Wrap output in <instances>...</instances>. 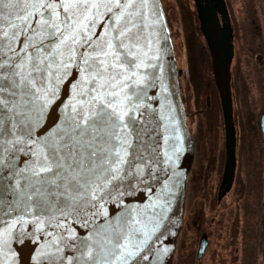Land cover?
I'll use <instances>...</instances> for the list:
<instances>
[{
  "label": "snow or ice",
  "instance_id": "obj_1",
  "mask_svg": "<svg viewBox=\"0 0 264 264\" xmlns=\"http://www.w3.org/2000/svg\"><path fill=\"white\" fill-rule=\"evenodd\" d=\"M147 6L0 0V247L13 234L21 242L41 233L60 241L41 250L45 264H65L64 248L77 264H151L159 253L155 212L140 217L125 207L122 222L83 241L67 223L107 220L105 204L168 188L174 161L161 158L159 141L149 143L158 57L145 32Z\"/></svg>",
  "mask_w": 264,
  "mask_h": 264
},
{
  "label": "water",
  "instance_id": "obj_2",
  "mask_svg": "<svg viewBox=\"0 0 264 264\" xmlns=\"http://www.w3.org/2000/svg\"><path fill=\"white\" fill-rule=\"evenodd\" d=\"M215 1L218 12L211 0H195L202 29L213 54L226 126V166L222 182V189H224L227 186L232 169L233 122L225 65V50L218 19V13L222 14L221 5L220 0ZM144 14L146 17L145 22L149 25L145 32L151 35L153 52L158 57V59L152 61V76L149 78L151 84L148 95L152 98L149 101L148 118L151 132L149 143L155 144L159 141L161 158L165 159L166 156H170L171 160L174 161V165L169 167V176L164 178L168 188L163 192L160 188H157L156 191H138L134 196L124 197L119 205L105 204L107 220L101 216H90L91 223H84L79 219L75 223L71 221L67 223L76 238L83 241L85 237L92 236L97 231L102 233L110 229L111 223L109 222L116 223L118 220L122 222L121 213L125 207L137 209L140 217L146 214L154 215L155 212L158 215H154V219L159 221V227L156 228V235L153 239L160 238V242L158 245L159 253L153 252L151 264H167L179 225L184 184L193 161L194 141L186 125V114L178 81L181 72L177 67L161 0H148V6L145 8ZM68 95L66 91H62L61 99L66 101ZM51 122L50 114L49 123ZM261 131L264 136V115L261 118ZM165 167H168L167 160ZM161 196L167 197L170 203H168V200L161 199ZM157 202L164 206V210L159 207L153 209V205ZM61 223L65 222L62 220ZM150 227H155V224L150 225ZM27 228L31 230V225ZM45 228H47V224ZM49 231L55 233L56 229H49ZM0 232H3V227H0ZM4 238L6 237H0V239ZM53 242L59 243V238L54 235L42 238L41 233H37L35 240L25 239L21 242H15L13 234L8 245L0 247V264H45V257L40 255L41 250L50 248ZM205 242L203 238L200 250L204 248ZM61 246L63 247V245ZM9 248L12 251H8ZM62 254L68 257L65 264H77L73 254L69 253L67 248H64ZM144 264H150V262L145 261ZM261 264H264V237Z\"/></svg>",
  "mask_w": 264,
  "mask_h": 264
},
{
  "label": "flooded vegetation",
  "instance_id": "obj_3",
  "mask_svg": "<svg viewBox=\"0 0 264 264\" xmlns=\"http://www.w3.org/2000/svg\"><path fill=\"white\" fill-rule=\"evenodd\" d=\"M211 1L218 12L216 1ZM220 5L222 14L218 13V19L225 50L233 122L231 174L226 188L222 189L227 146L225 124L221 115L223 128L221 146L207 144L201 160L194 135L193 164L189 172L180 224L174 237L168 264H241L242 262L239 244L223 241L226 230L220 222H217V212L226 198L241 191L239 186L241 184L238 181L243 155L264 152V136L261 131V118L264 115V0H220ZM234 5L237 6L235 9ZM193 11L197 14L195 5ZM197 36L206 39L200 20H198V31L188 36V39H197ZM190 49L194 51V48ZM189 50L187 48L188 52ZM190 62V68L192 66L197 72L192 58ZM207 86L209 89L212 87L211 84ZM209 97L208 94L206 101ZM210 107L207 110L200 108L194 113H189L188 122L191 124L198 112L206 114ZM206 116L210 117V115ZM209 141L210 139L207 143ZM190 199L192 203L195 202V207L188 215L186 204ZM198 206L201 208L200 214L197 211ZM207 217L210 219L208 220ZM203 238L206 242L204 248L200 250ZM228 248L233 252L230 258L227 257Z\"/></svg>",
  "mask_w": 264,
  "mask_h": 264
},
{
  "label": "rangeland",
  "instance_id": "obj_4",
  "mask_svg": "<svg viewBox=\"0 0 264 264\" xmlns=\"http://www.w3.org/2000/svg\"><path fill=\"white\" fill-rule=\"evenodd\" d=\"M161 2L170 27L178 69L181 70L179 80L182 97L189 108V113H194L195 110L198 111L202 108L201 104L205 101L203 91L206 85L201 87L200 76L203 75L204 77H201L206 82L213 76L211 58L206 47H204V40L200 36H197V45L194 47V51L192 52L191 49L189 52L187 51L188 32H191L192 35L198 31L196 15L193 13V0H161ZM236 7L234 5V9ZM191 52L192 54L189 55ZM190 58L196 64L197 72L192 69V66L190 68ZM193 79L196 82L193 83ZM195 83L197 84V91L194 87ZM211 116L210 119H207L206 114L198 112L196 119L191 124L188 122L193 136H196L200 160L205 154L207 144L216 147L221 146L220 140L223 134L221 113L219 116ZM207 138L210 139L209 143H207ZM242 162L238 181L241 184L239 185L241 191L237 195L233 193L220 204L217 222H220L226 230V237H223V241L234 245L235 243L239 244L242 252V254L240 252L241 264H260L264 220V152L244 154ZM234 171L235 167L232 178ZM191 201V199L188 200L186 204L188 215L195 207V202L192 203ZM201 203L203 204V202ZM200 210L201 208L198 206L197 211ZM207 219L210 218L207 217ZM217 222L215 223L219 225ZM227 250V257H232L233 252L229 248Z\"/></svg>",
  "mask_w": 264,
  "mask_h": 264
},
{
  "label": "trees",
  "instance_id": "obj_5",
  "mask_svg": "<svg viewBox=\"0 0 264 264\" xmlns=\"http://www.w3.org/2000/svg\"><path fill=\"white\" fill-rule=\"evenodd\" d=\"M187 44H189V43H187ZM207 81H209V80H207ZM201 82H202L201 87H203L204 84L206 85V83H207L206 81H204L206 83L203 82L202 77H201ZM195 90L197 91V85L195 86ZM208 94L210 95V97H209V100L206 101V96ZM203 96L205 97V101H203L204 104L203 103L201 104L202 108L204 109V107H205V110H207V108L211 106L210 109L208 111H206V115L219 116L221 109H220V102H219L218 93L213 89V87H210V89H209L206 85V87L204 88V91H203ZM185 106H186V104H185ZM185 110H186V113L188 115L189 114V108L187 106H186ZM212 111H214V112H212ZM207 119H210V118L207 117Z\"/></svg>",
  "mask_w": 264,
  "mask_h": 264
},
{
  "label": "bare ground",
  "instance_id": "obj_6",
  "mask_svg": "<svg viewBox=\"0 0 264 264\" xmlns=\"http://www.w3.org/2000/svg\"><path fill=\"white\" fill-rule=\"evenodd\" d=\"M188 36H191V32H188ZM189 41H188V43L189 44H187V47H188V50L190 49V48H194L196 45H197V39H188ZM201 75V74H200ZM201 76H203V75H201ZM201 76H200V80H201ZM204 77V76H203ZM204 81H206V80H204L203 79V82ZM194 82H196V81H194ZM193 82V83H194ZM204 83H206V82H204ZM210 85L211 83L209 82V81H207V83H206V85ZM197 84L195 83L194 84V87L196 86ZM216 86L217 87H219V84H216ZM208 87V86H207ZM186 125H187V128H188V130L190 131V133H192V131H191V129H190V126H189V123H186ZM184 200H185V197L183 196V198H182V203H181V209H180V214H181V210H182V206H183V203H184ZM172 251V250H171ZM171 251H170V253H169V257H170V255H171Z\"/></svg>",
  "mask_w": 264,
  "mask_h": 264
}]
</instances>
